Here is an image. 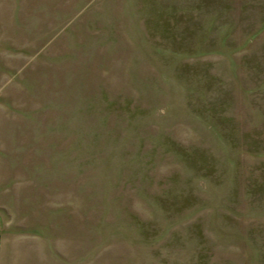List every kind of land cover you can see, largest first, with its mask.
Instances as JSON below:
<instances>
[{"label": "rangeland", "instance_id": "rangeland-1", "mask_svg": "<svg viewBox=\"0 0 264 264\" xmlns=\"http://www.w3.org/2000/svg\"><path fill=\"white\" fill-rule=\"evenodd\" d=\"M0 264H264V0H0Z\"/></svg>", "mask_w": 264, "mask_h": 264}, {"label": "crops", "instance_id": "crops-1", "mask_svg": "<svg viewBox=\"0 0 264 264\" xmlns=\"http://www.w3.org/2000/svg\"><path fill=\"white\" fill-rule=\"evenodd\" d=\"M13 262H14V260H13Z\"/></svg>", "mask_w": 264, "mask_h": 264}]
</instances>
